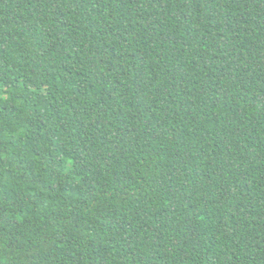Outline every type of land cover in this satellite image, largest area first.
<instances>
[{
	"label": "trees",
	"instance_id": "16d2710c",
	"mask_svg": "<svg viewBox=\"0 0 264 264\" xmlns=\"http://www.w3.org/2000/svg\"><path fill=\"white\" fill-rule=\"evenodd\" d=\"M0 264H264V0H0Z\"/></svg>",
	"mask_w": 264,
	"mask_h": 264
}]
</instances>
